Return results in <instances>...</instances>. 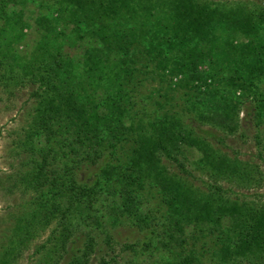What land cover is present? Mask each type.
<instances>
[{
	"label": "trees",
	"instance_id": "obj_1",
	"mask_svg": "<svg viewBox=\"0 0 264 264\" xmlns=\"http://www.w3.org/2000/svg\"><path fill=\"white\" fill-rule=\"evenodd\" d=\"M53 2L56 13L36 19L37 49L21 58L15 48L25 37L27 0H0V66L20 68L36 103L18 144L25 170L14 187L25 202L0 264H14L46 231L37 264H264V206L232 198L223 184L246 183L252 170L219 146L242 128L245 110L264 159V8ZM145 58L170 89L187 91L188 110L211 130L198 132L178 112L132 113L127 89L149 68ZM124 142L133 148L122 163ZM148 190L162 210L147 208ZM123 226L136 241L122 242L115 231ZM209 235L220 241L210 260L189 247Z\"/></svg>",
	"mask_w": 264,
	"mask_h": 264
},
{
	"label": "rangeland",
	"instance_id": "obj_2",
	"mask_svg": "<svg viewBox=\"0 0 264 264\" xmlns=\"http://www.w3.org/2000/svg\"><path fill=\"white\" fill-rule=\"evenodd\" d=\"M229 1L233 3L247 4L250 8H264V0H214ZM53 0H27L26 4H21L25 17L24 33L25 37L15 48V54L19 57H28L37 49L40 41L39 32L36 30V19L42 15H50L55 12ZM56 13V12H55ZM146 51H143L145 53ZM148 57V54H144ZM114 66L118 62L117 58L113 60ZM144 65L149 68H142V71L134 73V82L129 84L127 89L128 99L134 106L133 114H142V110H147L151 115H162L165 112H178L184 116L186 122L198 132L211 130L208 127H202L197 121L194 112L188 110V98L190 95L184 89L170 87L162 82L156 75V67L146 58ZM116 69V68H115ZM154 72V73H150ZM33 85L22 74L20 68L15 66L14 70H9L5 66H0V257L11 245V228L14 225V218L25 202V196L14 187L18 174L25 168L22 164V157L18 144L24 139L26 130L32 119L35 99L32 96ZM168 95V99L165 97ZM161 103L164 108L159 105ZM144 117V116H137ZM242 128L234 135L228 137L226 145H219L224 152L232 156L237 155L252 170L251 178L246 183L229 184L223 182L226 187L231 188L229 192L232 198L242 199L254 206H264V159L260 157L259 147L256 144L257 127L253 116H247L245 110L240 113ZM133 145L130 142H124L118 148L116 157L120 162L127 161V157L132 151ZM109 160L116 163L112 157ZM200 176V174L198 173ZM206 181L210 180L204 174ZM147 208L151 210H162L160 206V197L154 190L145 192ZM115 233L120 234L122 242H134L138 235L133 232L130 226H123L116 229ZM49 231L41 233L36 239L30 242L28 247H24L18 255L14 264H37L43 261L45 249L38 251L39 247L46 241ZM220 241L214 235L201 238L195 242L192 241L190 248L204 253L207 259L213 257V251L220 246ZM126 260L128 256H124ZM210 260V259H209ZM137 261V260H136ZM121 261L120 264H123ZM139 264H151L144 261H137ZM144 262V263H142ZM93 264H99L94 260ZM255 264V263H246ZM257 264V263H256Z\"/></svg>",
	"mask_w": 264,
	"mask_h": 264
}]
</instances>
